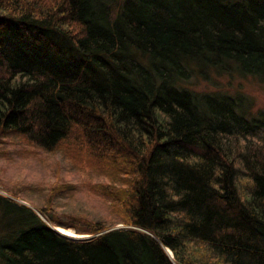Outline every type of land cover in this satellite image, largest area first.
Returning a JSON list of instances; mask_svg holds the SVG:
<instances>
[{"label":"trees","instance_id":"1","mask_svg":"<svg viewBox=\"0 0 264 264\" xmlns=\"http://www.w3.org/2000/svg\"><path fill=\"white\" fill-rule=\"evenodd\" d=\"M232 75L264 87V0H0V144L81 176L0 195V264H264V111L195 89Z\"/></svg>","mask_w":264,"mask_h":264},{"label":"rangeland","instance_id":"2","mask_svg":"<svg viewBox=\"0 0 264 264\" xmlns=\"http://www.w3.org/2000/svg\"><path fill=\"white\" fill-rule=\"evenodd\" d=\"M195 89L206 92L223 91L241 94L240 96L244 95L243 98L252 105L253 111H264V87L249 77L232 75L218 77L209 82L196 81ZM22 149L24 154L20 156L19 153ZM25 151L28 152V155ZM31 151L30 147L23 146L22 142L14 137L9 140L3 139L0 144V195L36 211L34 207L41 203L37 195L42 198L40 192L44 186H49L56 178L62 182L72 181L73 185L78 186L81 176L79 177L67 167L60 153H38L36 157H33L29 154ZM31 190L37 195L33 194ZM14 193L19 195L16 196ZM98 204L94 198L88 196L87 191L77 187L73 192L67 193L65 197L58 198L57 210L76 213L96 208ZM67 231L76 235L73 236L75 240L80 236L73 230L68 229ZM82 237L86 238L87 236ZM165 251L171 259L170 251Z\"/></svg>","mask_w":264,"mask_h":264},{"label":"bare ground","instance_id":"3","mask_svg":"<svg viewBox=\"0 0 264 264\" xmlns=\"http://www.w3.org/2000/svg\"><path fill=\"white\" fill-rule=\"evenodd\" d=\"M57 230L59 233L66 235V236H71V237L76 236L71 231L63 230L61 228H58Z\"/></svg>","mask_w":264,"mask_h":264},{"label":"water","instance_id":"4","mask_svg":"<svg viewBox=\"0 0 264 264\" xmlns=\"http://www.w3.org/2000/svg\"><path fill=\"white\" fill-rule=\"evenodd\" d=\"M54 231H58L57 229H54V228H52ZM59 234H61V233H59ZM61 235H63V234H61ZM64 236H66V235H64ZM66 237H69V236H66ZM69 238H72L73 239V237H69ZM86 238H89V237H86ZM86 238H84V237H82V236H78V239L79 240H83V239H86Z\"/></svg>","mask_w":264,"mask_h":264}]
</instances>
